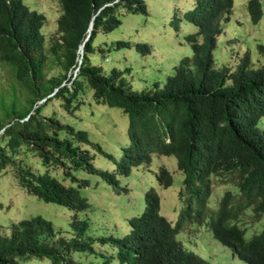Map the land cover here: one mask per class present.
I'll use <instances>...</instances> for the list:
<instances>
[{
	"label": "trees",
	"instance_id": "trees-1",
	"mask_svg": "<svg viewBox=\"0 0 264 264\" xmlns=\"http://www.w3.org/2000/svg\"><path fill=\"white\" fill-rule=\"evenodd\" d=\"M57 2L60 12L55 30L44 47L40 30L44 15L22 0H0V63L11 79L5 94L12 97L0 106V141L4 140L0 142V172L11 167L26 191L73 210L69 225L78 236L64 238L40 215L11 222L8 233L0 236V264L31 257L45 258L51 264H70L75 262L71 250H92L91 240H86L89 237H80L89 221L75 215V211L88 207L78 192L85 180L77 181L71 169L81 167L96 173L116 191L115 173L127 175L130 167L148 163L153 153L174 155L177 168L182 170L178 190L181 207L171 223L160 213L158 192L153 186L146 187L142 210L126 219L128 229L120 235L97 238L99 243L109 242L115 247L118 263L212 264L184 246L181 232L177 235L186 223L194 221L203 223L242 264H264V229L245 238L240 226L245 209L249 208L254 219L264 214V126L258 125L264 116V44H256L263 55L258 66L251 64L247 50L232 66L214 63L216 37L229 18L232 0H192L181 14L173 12L168 19L173 29L178 28L180 18L196 27L183 36L190 54L178 58L161 83L154 80L152 87L142 89L132 88L126 78L124 71L129 65L103 70L94 61L104 58L111 46L103 40L98 42L97 34L116 27L122 9L145 13L144 0ZM244 7L248 20L257 22L262 15L260 0H246ZM90 20L91 29L84 39ZM81 42L77 71L68 74L77 65L76 49ZM114 45L127 48L130 42L117 39ZM133 45L140 55L151 52L144 41ZM52 60L59 63L60 71L46 74ZM64 78L67 80L61 84ZM85 91H90L95 102L119 107L126 115L127 140L120 146L119 157L113 159L114 171L93 165L90 150L110 155L89 140L86 130L63 122L55 112L41 113L52 99L66 112H73L83 103ZM17 152L36 155L41 171L16 162ZM220 174L232 185L211 208L207 204L209 178ZM66 175L76 183H64ZM154 176L163 188L172 180L163 165L157 167ZM99 264H108V257Z\"/></svg>",
	"mask_w": 264,
	"mask_h": 264
},
{
	"label": "rangeland",
	"instance_id": "rangeland-1",
	"mask_svg": "<svg viewBox=\"0 0 264 264\" xmlns=\"http://www.w3.org/2000/svg\"><path fill=\"white\" fill-rule=\"evenodd\" d=\"M245 1L232 0L229 18L223 22V29L217 35L213 49L216 65H234L244 50L248 51L252 65L258 66L263 63V55L258 52L256 44H264V0H260L262 15L255 23L248 20L244 7ZM22 2L44 15L40 30L44 36V47H47L51 42L56 18L60 12L57 0H22ZM144 2L146 4L145 13L122 9L120 23L109 31L99 32L96 38L98 42L103 40L106 46H111L104 58L98 57L94 62L100 63L103 70H107L112 65L122 67L129 65V69L125 70L124 74L134 89L152 87L154 80H159L161 83L165 76L173 71V64L178 58L190 54V45L183 36L196 28L194 24L183 18H180L176 30L168 23L173 12L181 14L183 10L191 6L192 0H144ZM117 39L128 40L130 46L116 48L114 41ZM141 41L149 44L151 52L148 55H140L134 48L133 43ZM48 68L46 74L48 72L57 74L60 71L56 60H52ZM6 70V66L0 63V97L3 96L0 99V106L4 104L3 101L6 103L12 98L7 93L5 94L9 91L8 82L11 80ZM74 70H76L75 67L67 73H73ZM66 78L61 81V84L67 80ZM82 98H84L83 103H79L78 108L73 112H66L57 100L52 99L41 110V113L55 112L57 116L59 114L63 122L69 123L74 128L86 130L89 140L97 143L103 151L110 155V157L105 156L95 148L90 150V153H93V165L99 169L114 171L113 159L119 157L120 146L127 140L126 115L119 107L95 102L90 91H85ZM42 100L43 98L38 103ZM25 117L26 113L21 119ZM258 125L264 126V116L259 118ZM0 142L3 144L4 140ZM17 153L14 158L16 162L30 167L32 171H41L42 165L36 155ZM159 165L168 169L172 178L170 185L164 188L156 184L154 176ZM71 172L77 181L85 180V184L78 187V192L85 197L88 207L75 211V215L78 218L86 217L89 221L86 231L80 237H89L86 240H91L92 250H71L69 254L75 262L70 264H99L106 257H108V264H128L118 263L115 257V247L109 242L99 243L97 238L109 234L120 235L128 229L126 219L142 210V192L146 187L153 186L158 192L160 213L171 223L174 222L181 207L182 195L178 193V190L183 172L177 168L175 157L172 154L153 153L148 163L132 166L127 175L115 173L118 182L116 191L96 173L87 172L81 167L71 169ZM63 182L76 183V181H70L67 175ZM209 182L211 186L207 204L214 208L217 199L226 187L232 185L230 183L232 181L228 180L224 174H220L211 175ZM244 211L245 213H242L240 217L242 220L240 226L244 227V237L248 238L253 233L264 229V214L254 219L250 215L249 208ZM73 213V210L62 204L44 201L26 191L12 174L11 167L0 172V236L8 233V225L11 222L32 215H40L48 219L53 228L64 238L76 237L77 232L69 225ZM203 225V223L196 224L192 221L186 223L184 230L183 228L179 230L177 235L180 236L179 233H182L181 240L184 246L210 260L212 264H242L241 260L215 240ZM11 264L51 263L45 258L31 257L26 260H14Z\"/></svg>",
	"mask_w": 264,
	"mask_h": 264
},
{
	"label": "water",
	"instance_id": "water-1",
	"mask_svg": "<svg viewBox=\"0 0 264 264\" xmlns=\"http://www.w3.org/2000/svg\"><path fill=\"white\" fill-rule=\"evenodd\" d=\"M91 24H92V21L90 20L89 23H88V26H87V28H86V35H85L84 39H86V38L88 37V35H89V31H90V29H91ZM78 51H79V53H80V54H79L80 57L78 58V56H77V65H76V66H78V64H79L80 61H81L82 42L79 43L78 46H77L76 52L78 53Z\"/></svg>",
	"mask_w": 264,
	"mask_h": 264
},
{
	"label": "clouds",
	"instance_id": "clouds-1",
	"mask_svg": "<svg viewBox=\"0 0 264 264\" xmlns=\"http://www.w3.org/2000/svg\"><path fill=\"white\" fill-rule=\"evenodd\" d=\"M76 60H77V57H76ZM78 65H79V64H78ZM77 67H78V66L75 67L76 70H74L73 73H75V72L77 71ZM54 89H55V88H54ZM42 98L44 99V97H42ZM40 99H41V98H40ZM40 99L36 100V102H38ZM130 168H131V167H130ZM14 260H18V259H14ZM14 260H12V261L10 262V264H11Z\"/></svg>",
	"mask_w": 264,
	"mask_h": 264
},
{
	"label": "bare ground",
	"instance_id": "bare-ground-1",
	"mask_svg": "<svg viewBox=\"0 0 264 264\" xmlns=\"http://www.w3.org/2000/svg\"><path fill=\"white\" fill-rule=\"evenodd\" d=\"M78 52H79V51H78ZM79 54H80V53H79ZM79 57H80V55H79ZM79 57H78V58H79Z\"/></svg>",
	"mask_w": 264,
	"mask_h": 264
}]
</instances>
